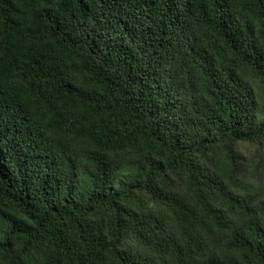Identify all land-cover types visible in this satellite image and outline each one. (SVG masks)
I'll list each match as a JSON object with an SVG mask.
<instances>
[{"label":"trees","instance_id":"16d2710c","mask_svg":"<svg viewBox=\"0 0 264 264\" xmlns=\"http://www.w3.org/2000/svg\"><path fill=\"white\" fill-rule=\"evenodd\" d=\"M0 264H264V0H0Z\"/></svg>","mask_w":264,"mask_h":264},{"label":"rangeland","instance_id":"374dc122","mask_svg":"<svg viewBox=\"0 0 264 264\" xmlns=\"http://www.w3.org/2000/svg\"><path fill=\"white\" fill-rule=\"evenodd\" d=\"M255 146L254 145H250V144H241V149H243L245 152L251 151V149H254Z\"/></svg>","mask_w":264,"mask_h":264}]
</instances>
